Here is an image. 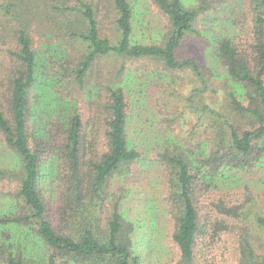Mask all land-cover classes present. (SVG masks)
<instances>
[{"label": "trees", "instance_id": "1", "mask_svg": "<svg viewBox=\"0 0 264 264\" xmlns=\"http://www.w3.org/2000/svg\"><path fill=\"white\" fill-rule=\"evenodd\" d=\"M27 1L0 0V264H161L153 262L157 207L172 226L162 264H212L210 248L229 233L236 264H264V213L242 217L252 196L213 202L214 214L201 206L227 173L264 169V0L245 3L243 38L212 42L225 81L181 49L207 36L197 22L227 0H41L37 8L51 20L44 32L39 19L25 17ZM141 31L149 39L136 37ZM100 59L109 61L105 69ZM139 61L145 70L132 69ZM156 70L166 112L195 114L189 130L202 129L204 139L138 135L128 81ZM79 92L90 100L88 118ZM127 180L144 192L153 185L146 220L129 211Z\"/></svg>", "mask_w": 264, "mask_h": 264}, {"label": "rangeland", "instance_id": "2", "mask_svg": "<svg viewBox=\"0 0 264 264\" xmlns=\"http://www.w3.org/2000/svg\"><path fill=\"white\" fill-rule=\"evenodd\" d=\"M185 1H187L188 4L194 5L197 4L199 0ZM246 2L247 0H227V3L223 5V8L221 10H213L203 15L197 22V26L198 29L204 31L207 36H204L203 38H189V41L186 42L181 49V54L197 57L205 64V66L210 67L216 75L220 76V81H225L227 75L224 68L220 65L214 55L212 42L216 37L218 38L223 35L231 37L236 36L237 39L243 38L246 35L243 34L244 31L242 29L245 24L244 20L247 21L246 17L244 16L247 15L245 13ZM34 3L36 5H34ZM37 6H43L41 0H35V2L33 0L28 2V11L25 17H27L28 19L33 17H35V19H39V21L41 22V24H39V29L44 32L45 28H47V26H50L49 21L51 20L48 19L44 9H38ZM102 19V25L105 31L108 32L110 28V18L109 16L107 17L106 15H103ZM239 20L241 22L243 21V23L239 24ZM3 25V16H0V31L2 30ZM142 32L143 31L138 33L136 37L146 40L149 39L148 37L144 38V36H148V32L143 33L144 36L141 34ZM152 33H155V31H153ZM35 37L36 41L40 39L41 34L39 31L35 32ZM9 43L13 44L11 43L10 39ZM0 47H3L4 49L7 48L6 45L1 44V41ZM107 63H109V61L100 59L99 67H103L105 69V65ZM143 65L144 63L142 61L131 63V67L133 70H145ZM142 77L143 78L135 77L129 79V87L127 89L129 99H131L132 101V109L135 107L136 110V113L134 112V116L131 122L134 126V129L139 127V134H137L142 135L143 139L152 138L154 140H158L159 142H164L167 139L177 138L178 136H182L185 138L200 136L199 140L204 139V137H202V129L193 132V135L189 130L191 126L190 122L195 121V114L188 112L187 114L179 117V119H174L172 114L166 112V107H164V105L167 93L163 91L162 85L160 86L161 79L159 71L156 70V73L152 75H150L148 72V74H145ZM163 79L166 80V82L169 81L168 77H163ZM216 87L220 89V92L216 94L211 93L210 95L212 98L215 97L216 100H218L219 98H222V89L220 87L219 81ZM84 93L79 92V96L77 94L76 99L78 100L80 107L85 110L84 112H87V115L85 114V117L88 118L89 110H87L86 108H88V103L90 102V100L85 99ZM104 93L105 92L102 91L101 93L97 94L100 98ZM94 98H97V95H94ZM170 103L171 105H173V101H171ZM138 106L141 107L142 112L138 109ZM173 110L174 108H172L171 111ZM139 113L140 116H138ZM137 134L133 132L132 137H142L138 136ZM151 149L152 153L157 152L156 149ZM1 159L7 160L8 156H2ZM154 172V185L157 190L156 193L158 195V198H162L163 200L165 190L163 186L162 169L158 170L156 168ZM126 182V185L128 184L133 188V191H131L130 198L128 200L130 213L132 215H136L135 213H139L140 215H142V218L146 220L147 216L149 215L144 214V200H146L147 198V192L152 191L153 185L151 184L147 187L146 184V191L144 192L142 187L136 184L134 181L127 180ZM248 195L253 197V202L249 203L248 205L250 206L251 210H249L242 216L243 219H248L247 221L253 218L255 213H264V169L248 174L237 172L227 173L226 177L219 181L218 186L216 188H213L202 199L201 206L203 207L204 213L214 214L215 207L213 205V202L215 203L220 199H224L225 201L230 202V204H241V202H244L246 200ZM140 202H142L143 205H141ZM153 213L155 215H152V220L156 225L155 229H157L155 231L156 240H153L155 243L154 245L157 244L155 247V260L153 262L158 263V260H160L162 264V261L165 262L166 260H168V258L170 257V252L171 250H173V245L167 237L168 227L169 230H171L172 226L169 222L168 216L166 217V215H163V209L159 210V208L157 207L156 209H154L152 214ZM164 235H166L167 240H164ZM160 239L162 241H157ZM210 249L211 255L214 257L210 258L212 264L237 263V242L233 234L229 233L224 235ZM147 252L149 251H146V253ZM173 255L174 254H172V256Z\"/></svg>", "mask_w": 264, "mask_h": 264}]
</instances>
